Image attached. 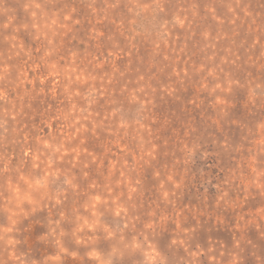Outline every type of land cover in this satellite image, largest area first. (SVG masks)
<instances>
[{"label":"rangeland","instance_id":"obj_1","mask_svg":"<svg viewBox=\"0 0 264 264\" xmlns=\"http://www.w3.org/2000/svg\"><path fill=\"white\" fill-rule=\"evenodd\" d=\"M0 264H264V0H0Z\"/></svg>","mask_w":264,"mask_h":264}]
</instances>
